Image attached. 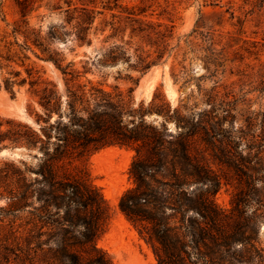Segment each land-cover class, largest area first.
Wrapping results in <instances>:
<instances>
[{
  "label": "trees",
  "instance_id": "1",
  "mask_svg": "<svg viewBox=\"0 0 264 264\" xmlns=\"http://www.w3.org/2000/svg\"><path fill=\"white\" fill-rule=\"evenodd\" d=\"M42 1L16 0L18 17L8 33L12 40L0 43V70L14 62L25 72L10 71L13 75L1 79L0 87L14 93V85L28 83V93L39 106L34 111L37 126L0 117V147L41 153L35 168L28 169L22 160L4 162L0 168V197L20 214L17 264H33L37 251L44 264H112L96 243L110 212L87 168L89 156L109 145L134 150L129 166L134 185L120 196L118 207L152 246L155 264H264V245L258 237L264 222V104L252 108L246 92L238 94L226 86L223 92L218 86L203 92L209 107L196 120L193 113H181L188 109L185 103L171 108L156 92L146 106L136 103L132 92L139 76L127 75L131 84L125 91L117 85L106 89L104 82L87 76L93 74L87 60L64 64L65 58L52 45L72 35L74 45L92 46L107 28L111 33L99 39L101 43L126 28L125 45L134 38L141 42L160 38L154 42L157 54L152 58L137 44L131 67L142 75L161 57L168 29L156 30L161 24L146 22L144 9L136 11L120 0H46L49 12L56 11L63 19L42 31L30 24V14ZM101 49V65L130 61L127 47L115 41ZM27 50L67 76L63 92L33 62L26 63ZM212 55L206 59L220 66ZM255 90V99L264 98L263 74ZM151 112L173 119L179 132L168 137L164 128L146 120ZM124 114L129 116L126 124ZM237 121L239 134L234 136L231 130ZM215 137L225 143L219 152L213 150ZM211 163L223 166L224 178L236 183L228 209L214 201L221 177ZM29 171L36 174L30 180Z\"/></svg>",
  "mask_w": 264,
  "mask_h": 264
},
{
  "label": "rangeland",
  "instance_id": "2",
  "mask_svg": "<svg viewBox=\"0 0 264 264\" xmlns=\"http://www.w3.org/2000/svg\"><path fill=\"white\" fill-rule=\"evenodd\" d=\"M56 1V0H52ZM76 2L77 0H72ZM122 5L134 6L136 11L140 7L145 10L142 18L165 34L166 44L161 57L153 63L144 74L131 67L135 60V49L140 48L151 53V58L157 54L155 43L158 41H139L134 38L129 40V28L108 43H101L99 39L111 33L107 28L92 46H76L72 43V35L65 39H57L53 43L64 58V64L73 59L75 61L87 60L88 67L93 74L87 76L97 82H104L106 89L117 85L125 91L130 86L127 75L140 77L135 86L132 97L136 103L142 101L144 106L151 100L154 92L164 99L171 108L185 103L187 110H181L182 114L189 116L193 113L194 120L198 118L199 112L208 109L203 92L213 86L224 91L232 89L241 94L246 92V97L251 98L252 108H257L264 98L255 99L257 91L255 87L260 80V74L264 77V2L261 0H120ZM46 0L41 2V7L30 14V24L41 27L45 31L48 26L59 24L63 16L56 11L49 12L44 6ZM62 3V2H61ZM63 4V3H62ZM16 0H0V40H12L8 35L12 21L18 17ZM109 19V14L106 15ZM210 35L207 38V34ZM193 37V38H192ZM192 42L190 43V41ZM21 41V39H20ZM115 41L119 45L127 47L130 61L119 59L112 65H101L99 60L103 50L108 44ZM138 44V45H137ZM156 50V51H154ZM30 56L26 63H34L40 68L43 76L54 82L60 92L64 91L63 74L52 62L44 61L35 57L31 51H23ZM213 53V58L220 62V66L214 65L206 57ZM9 67L0 70V81L4 77L12 76L10 71L20 69L25 75L23 67L14 62ZM79 70L80 63L77 64ZM15 78V77H13ZM80 80H84L83 77ZM28 83L14 85V93L0 87V117L12 122L27 123L37 126L34 121V111L39 110L38 104L31 99L28 93ZM170 91V93H168ZM155 103L159 104L157 100ZM146 120L156 127H162L168 137L175 136L180 127L173 119H167L156 112L147 113ZM129 116L123 115L124 124L128 122ZM239 122L234 123V136ZM5 128V125L2 126ZM220 139L215 137L214 140ZM225 143L215 141L213 150L219 152ZM243 144L238 146L240 151ZM3 150H7L1 152ZM34 151L23 147H0V168L4 162L19 160L25 162L28 169L35 168L39 162V155L34 156ZM134 156V150L128 147L109 145L99 149L87 159V168L92 184L102 194L109 209L110 216L104 231L96 239L97 246L107 252L112 264H155L156 256L152 246L142 238L133 224L125 217L118 207V201L123 192L133 187V179L129 174V166ZM18 164V163H17ZM213 171L218 174L220 185L214 194V201L222 208H230V199L236 185L234 180H226L225 168L217 163H211ZM23 169V166L19 164ZM36 174L33 171L26 173L28 180ZM194 187V186H192ZM198 191V190H197ZM251 208L248 209V212ZM19 213L15 206L0 197V264H17V225ZM259 240L264 245V222L259 224ZM33 264H44L35 252ZM40 258V257H39Z\"/></svg>",
  "mask_w": 264,
  "mask_h": 264
},
{
  "label": "water",
  "instance_id": "3",
  "mask_svg": "<svg viewBox=\"0 0 264 264\" xmlns=\"http://www.w3.org/2000/svg\"><path fill=\"white\" fill-rule=\"evenodd\" d=\"M4 151H7V150H3V149H2V151H1V152H4Z\"/></svg>",
  "mask_w": 264,
  "mask_h": 264
},
{
  "label": "bare ground",
  "instance_id": "4",
  "mask_svg": "<svg viewBox=\"0 0 264 264\" xmlns=\"http://www.w3.org/2000/svg\"><path fill=\"white\" fill-rule=\"evenodd\" d=\"M168 93H170V91H168Z\"/></svg>",
  "mask_w": 264,
  "mask_h": 264
}]
</instances>
